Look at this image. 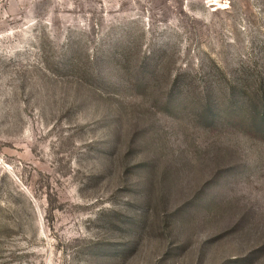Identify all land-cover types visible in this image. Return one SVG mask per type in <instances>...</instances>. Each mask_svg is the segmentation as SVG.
I'll use <instances>...</instances> for the list:
<instances>
[{
    "label": "rangeland",
    "instance_id": "1",
    "mask_svg": "<svg viewBox=\"0 0 264 264\" xmlns=\"http://www.w3.org/2000/svg\"><path fill=\"white\" fill-rule=\"evenodd\" d=\"M0 264H264V0H0Z\"/></svg>",
    "mask_w": 264,
    "mask_h": 264
},
{
    "label": "trees",
    "instance_id": "2",
    "mask_svg": "<svg viewBox=\"0 0 264 264\" xmlns=\"http://www.w3.org/2000/svg\"><path fill=\"white\" fill-rule=\"evenodd\" d=\"M209 108H210V106L206 107L205 110H206V111L211 110V109H209Z\"/></svg>",
    "mask_w": 264,
    "mask_h": 264
}]
</instances>
